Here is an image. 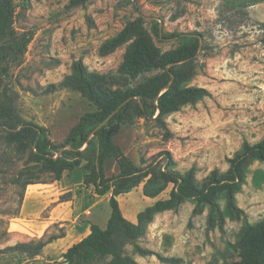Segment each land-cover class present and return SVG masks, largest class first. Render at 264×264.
I'll use <instances>...</instances> for the list:
<instances>
[{
  "label": "trees",
  "instance_id": "obj_1",
  "mask_svg": "<svg viewBox=\"0 0 264 264\" xmlns=\"http://www.w3.org/2000/svg\"><path fill=\"white\" fill-rule=\"evenodd\" d=\"M189 1L179 0V4ZM89 2L70 0L68 6L86 7ZM258 2L226 0V6L228 9L235 5L249 7ZM223 4L221 0L220 6L223 7ZM17 8L16 0H0V75L8 70L5 63H20L34 37V33L19 31L15 27ZM137 11L139 16L128 21L100 48L101 54L107 55L127 45L118 68L103 73L92 71L82 59H78L73 62L70 74L46 88L47 92L59 89L78 91L96 107L80 118L62 144H54L45 126L26 121L7 89L0 91V129L3 130L7 148L23 160L22 169L13 177V183L18 184L23 193L30 184L58 180L65 171L81 165L86 169L84 185L94 187L99 195L110 193L112 213L107 226L103 228L92 224L90 234L64 253L65 264H136V259L127 255L129 246L143 256L156 254L163 261L178 262V259L164 257L139 243L156 214L178 210L184 202L191 201L195 204L193 215L202 214L206 207L210 208L209 228L222 227L226 217L240 219L246 216V212L238 205L237 195L246 183L249 167L255 161L264 162V137L257 143L245 140L241 149L228 159V170L215 168L201 180L197 177L196 166L179 169L168 150L157 153L151 159L143 157L140 164L125 153L114 138L123 125L135 124L138 119L144 118L148 123L155 122L163 130L160 134L167 140L174 136L167 123L170 114L212 96L207 88L192 84L197 76L206 72L205 62L200 60V55L209 56L205 52L212 48L206 34L199 30L177 32L171 37L177 38L180 45L163 51L153 35L162 40L169 38L163 33L160 23L154 25L151 32L146 27L144 14L139 9ZM186 11L184 7L175 12L172 20L179 19ZM225 11L218 10V21L226 17ZM240 15L241 19L245 18ZM258 24L264 33V22ZM261 42L264 44V35ZM123 103L125 105L110 121L91 137V133ZM68 145L72 148H66ZM62 148L65 149L57 157ZM112 159L118 161L120 171L108 176L106 165ZM47 172L51 173L49 177L52 180L48 181L44 176ZM138 187H142L145 196L156 200L139 213L137 222H132L124 216L118 195ZM222 199L226 202L224 208L220 203ZM54 238L42 239L37 245L18 243L0 253L25 252L36 256ZM236 246L240 259L234 264H264V218L258 223L244 225Z\"/></svg>",
  "mask_w": 264,
  "mask_h": 264
},
{
  "label": "rangeland",
  "instance_id": "obj_2",
  "mask_svg": "<svg viewBox=\"0 0 264 264\" xmlns=\"http://www.w3.org/2000/svg\"><path fill=\"white\" fill-rule=\"evenodd\" d=\"M16 1L15 27L19 31L34 33V37L20 63H5L8 70L0 75V91L7 89L23 118L45 126L56 145L62 144L80 118L96 107L78 91L59 89L47 92L46 88L70 74L73 62L78 59H82L92 71L103 73L118 68L127 45L107 55H102L100 48L107 39L117 35L128 21L139 16L137 9L144 14L146 27L151 32L153 26L160 23L163 33L169 37L162 40L153 34L163 51L180 45L177 38L171 37L172 34L194 30L204 32L212 48L205 52L209 56L200 55V60L206 64V72L197 76L194 79L197 82L192 83L199 86L218 81L220 85L239 86L243 94H249L250 100L249 106L244 105L245 112H240L244 116L242 123L264 121V106H260V102H264V44L261 42L264 33L258 24L264 22V0L249 7L235 5L229 9L226 0H223V7L220 6L221 0H190L181 4L179 0H90L86 7H69L70 0ZM184 7L187 8L186 13L172 20V15ZM219 9L226 10V17H222L221 21L217 20ZM240 14L245 18L241 19ZM138 122L141 131L143 127L148 135L145 140L150 142L141 147L134 145L125 149L119 143L125 142L124 138L117 141L114 137L135 163L140 164L141 158L151 159L157 153L168 150L179 169H188L179 167L174 152L169 149V142L174 136L166 140L160 134L163 130L155 122L148 123L143 119H138ZM2 132L0 129V251L23 241L20 236L25 232L19 230L20 233L14 235L11 229L18 228L17 224L12 223H19L20 202L26 195V191L23 193L22 188L13 183L14 174L23 167V160L7 148ZM112 161L115 159L110 164ZM110 164L108 175L119 173V164L118 168ZM194 166L198 170V166ZM251 167L249 183L246 182L243 192L239 197L237 195L238 205L248 211H245L246 216L236 220L226 217L222 227L209 228L210 208L206 207L202 214L193 215V206L183 205L184 202L178 210H167L155 216L149 223L146 235L139 240L144 248L164 257L178 259V262L163 261L156 254L143 256L133 246H129L127 255L138 258L136 264H234L240 259L236 243L242 227L264 218V162H257ZM84 172V168H75L71 181L80 183L85 178ZM50 175L49 172L44 174L48 181L52 180ZM197 177L200 180L206 177L204 169ZM118 200L124 216L137 222V214L156 199L145 196L142 187H138L130 193L118 195ZM220 203L222 208L226 206L225 200L222 199ZM101 209L109 211L111 215L110 200L94 208V216ZM41 219L42 215L35 218L33 223ZM107 224L101 220L97 225L105 228ZM33 227L32 233L42 230L37 224ZM41 240L34 238L25 242L37 245ZM1 254L0 264L21 263L14 255Z\"/></svg>",
  "mask_w": 264,
  "mask_h": 264
},
{
  "label": "crops",
  "instance_id": "obj_3",
  "mask_svg": "<svg viewBox=\"0 0 264 264\" xmlns=\"http://www.w3.org/2000/svg\"><path fill=\"white\" fill-rule=\"evenodd\" d=\"M199 86L207 88L212 96L205 97L197 104L188 105L167 117L174 133V137L169 142V149L174 152L180 168L189 169L197 165V175L203 173L204 169V175L207 176L215 168L222 171L228 170L230 167L228 159L241 149L245 140L251 143L259 142L264 137V121L263 123H242L241 118L244 116L240 112H245L244 105L249 106L250 100L249 94L247 92L243 94L239 86L220 85L218 81L205 82ZM260 106H264L263 101L260 102ZM139 124L137 122L123 125L115 136L117 141L121 137L124 138L125 142L119 143L125 149L134 145L141 147L142 144L150 142L145 140L148 135L143 127L141 131ZM110 161L106 165L107 175ZM257 162L260 163L255 161L252 166ZM110 165L118 168L116 160ZM78 168H84L85 177L84 165ZM252 169L250 166L249 170ZM254 169L257 170L256 167ZM74 170L65 171L60 179L49 183L30 184L26 190L20 216L17 218L19 223H12L18 225V228L11 229L14 235L20 233L19 230L25 232L20 236L23 238L21 242L34 238L49 239L52 236L55 238L49 241L36 256L25 252H9L1 255H14L21 260L20 264H65L64 253L90 234L92 224H98L101 220L104 223L109 221L111 216L109 211L105 212L101 209L94 216V208H99L103 202L109 200L110 193L96 194L94 187L84 185V178L80 183L72 182ZM249 170L247 183H249ZM254 175L255 173L252 174V180ZM245 186L246 183L243 190ZM38 197L40 198L37 199ZM185 204H190L193 208L195 206L191 201H186L183 205ZM240 207L244 209L243 206L240 205ZM41 215L42 219L33 223L34 219ZM34 224L42 230L32 233L31 228H34ZM28 233L31 235L28 236Z\"/></svg>",
  "mask_w": 264,
  "mask_h": 264
},
{
  "label": "water",
  "instance_id": "obj_4",
  "mask_svg": "<svg viewBox=\"0 0 264 264\" xmlns=\"http://www.w3.org/2000/svg\"><path fill=\"white\" fill-rule=\"evenodd\" d=\"M172 83H170L167 88H169L171 86ZM126 103V102H125ZM125 103H123L118 109H116L106 120H104L92 133H91V137L95 134V132L97 130H99L100 128L104 127L109 121L110 119L125 105ZM89 144V141L86 143V146ZM66 148L68 149H71L72 146L71 145H68ZM65 148H62L58 154H57V157L60 156L63 152Z\"/></svg>",
  "mask_w": 264,
  "mask_h": 264
}]
</instances>
